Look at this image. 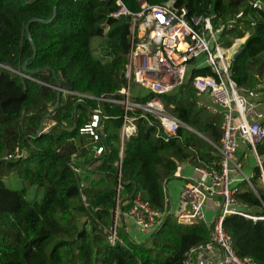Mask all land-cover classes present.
<instances>
[{
    "label": "trees",
    "instance_id": "16d2710c",
    "mask_svg": "<svg viewBox=\"0 0 264 264\" xmlns=\"http://www.w3.org/2000/svg\"><path fill=\"white\" fill-rule=\"evenodd\" d=\"M121 1L129 11L139 10L138 0ZM145 1L172 2L173 8L184 7L190 15H209L212 10L213 26L242 13L237 25L221 38V44L229 47L247 35L239 47L242 52L230 64L229 77L238 87L264 93V0L260 9L250 5L256 0ZM114 9L113 0H56L50 23L29 25L33 51L24 26L30 18L50 19V0H0V264H184L188 250L208 240L207 226L181 227L170 214L139 243L129 241L120 220L116 237L122 245L108 241L117 201L124 212L138 195L152 209L162 211L165 185L175 179L180 165L202 166L220 159L221 124L219 115L197 106L200 99L191 86L192 78L211 76V70L187 69L183 84L162 97L173 105L172 115L202 137L181 127L176 138L165 142L156 138L153 118H137L136 132L123 143L120 158L123 111L97 100L120 99L119 91L126 84L128 25L125 19L108 17ZM103 28L112 55L107 63L96 60L90 49ZM23 62L26 70L39 71L18 75ZM56 83L63 91L59 105L43 119L55 104ZM96 108L106 118L105 137L92 144L78 129ZM45 122L53 125L38 135ZM100 144L105 152L94 157L93 148ZM17 147L25 151L24 158L2 160ZM255 149L264 174V139ZM73 153L79 173L70 168ZM9 172L28 186L43 188L41 202L30 204L25 189L7 188L2 177ZM248 180L255 193L241 182L235 200L246 205L248 215L262 216L264 188L258 187L261 173L256 164ZM222 228L237 256L264 264V220L228 215Z\"/></svg>",
    "mask_w": 264,
    "mask_h": 264
},
{
    "label": "built area",
    "instance_id": "2783aa9c",
    "mask_svg": "<svg viewBox=\"0 0 264 264\" xmlns=\"http://www.w3.org/2000/svg\"><path fill=\"white\" fill-rule=\"evenodd\" d=\"M113 3L115 9L108 17L112 20L125 19L128 25L129 48L124 56L126 84L119 91L120 99L113 97L97 100L118 106L123 111L119 129L120 158L123 143L136 132L137 118H153L157 125L155 136L165 142L176 138L179 128H185L172 115L173 105L166 103L162 96L183 84L187 66L192 60L204 63L212 72L211 76H196L191 80L196 94L206 96L209 100V104L199 100L197 106L221 118L217 147L220 159L208 165L192 166L197 177L180 189L174 211L169 210L166 200L162 211H157L140 196H134L127 203L126 211L119 210L127 238L132 243L143 241L144 237L157 231L171 214L178 226L202 223L209 228L207 242L190 248L185 254L184 264H257L249 257L235 254L231 238L222 228V221L228 215H239L254 221L264 220V214L252 217L245 213L246 205L235 200L239 183L246 182L252 187L235 160L241 145L246 146L247 152L254 157L264 188V174L255 149L264 139V112L260 110L264 107V101L259 98V93L238 87L229 77L230 64L247 35L233 40L229 47L221 44L223 33L237 25L242 13L236 14L225 24L213 26L212 12L209 15H190L184 7L173 8L172 2L149 5L145 0H138L137 12L129 11L121 0H113ZM260 3L261 0H256L250 2V5L260 9ZM152 30L158 31L155 37L150 35ZM106 31L107 28H103L102 35L95 41L96 45L98 42L103 43L101 47L95 48L93 42L90 45L93 57L102 63L109 62L112 57L105 45ZM148 95L150 97L146 98ZM82 97L89 98L86 95ZM144 98V102L138 101ZM138 111L140 114L137 117L131 115ZM105 119L98 108L91 110L86 122L78 129V134L86 137L90 143L97 144L105 137ZM47 123L49 124L45 122L40 126L38 135L53 125L52 122ZM104 152L103 144L93 148L94 157ZM25 155V151L17 147L12 153L2 157V160L16 161ZM76 156V153L72 154L70 168L79 173V169L73 166ZM119 189L120 185L117 186V191ZM209 199L215 200L217 207L212 224L205 221L203 213V206ZM117 206L116 214L119 212ZM116 221L117 219L113 220L108 232V241L111 245H122L116 237Z\"/></svg>",
    "mask_w": 264,
    "mask_h": 264
},
{
    "label": "rangeland",
    "instance_id": "374dc122",
    "mask_svg": "<svg viewBox=\"0 0 264 264\" xmlns=\"http://www.w3.org/2000/svg\"><path fill=\"white\" fill-rule=\"evenodd\" d=\"M98 40L97 38L93 39V46H95V48H99L101 47V45H103V43H99L96 45L95 41ZM204 63H200L199 61H196L192 64H189L187 66L188 71L190 69H192L193 67H203ZM135 89V87H134ZM145 93V92H144ZM199 99L202 101V96L198 95ZM259 98L264 101V93L259 94ZM262 112H264V107L260 109ZM46 124L48 125L49 123L46 122ZM247 154H249L248 152H246ZM251 158L253 159V156L250 154L248 156V159H246L245 161L242 162V170H247V169H251L253 167V164L251 163ZM2 181L3 184L12 190H16L19 191L21 189H25L26 194H25V199L30 203V204H38L41 202L42 196H43V188L40 187H35V186H28L26 183L22 182L13 172H9L7 173L5 176L2 177ZM260 180L258 181V187H260ZM212 203V210H210V207H205L203 206V213H204V217H205V221L208 224H212L215 215H216V211L217 208L215 209L214 207V201L212 199H209ZM208 201V200H207ZM119 201L117 203V207H118V211L120 210L119 208ZM120 211L118 212V214H116V212L114 211V221L115 219H117V223H119L120 221V215H119ZM83 221V219L81 220V222Z\"/></svg>",
    "mask_w": 264,
    "mask_h": 264
},
{
    "label": "crops",
    "instance_id": "0c3cea01",
    "mask_svg": "<svg viewBox=\"0 0 264 264\" xmlns=\"http://www.w3.org/2000/svg\"><path fill=\"white\" fill-rule=\"evenodd\" d=\"M202 102L209 104V100L206 96H202ZM244 151H247V147L244 145H241L239 150L236 153L235 156V160L239 163L240 167H241V173L242 175L246 176L248 178V176H250L251 174V169H247V170H242V162L245 161L246 159H248V156L250 154L245 153ZM245 155V157H244ZM251 163L255 164V160L254 157L253 159L251 158ZM196 174L193 172L192 170V166L189 164H182L180 165L177 169H176V175H175V179L168 182L165 185V200L167 201V205L169 210H173L176 208L177 205V198H178V194L180 192L181 186L183 183H187L188 181L191 180H195L196 178ZM260 187L262 188V182L260 180ZM214 201V207L215 209L217 208L215 206V200ZM204 206L210 207V210H212V203L210 200L206 201ZM120 220L122 221V218H120Z\"/></svg>",
    "mask_w": 264,
    "mask_h": 264
},
{
    "label": "water",
    "instance_id": "95a60500",
    "mask_svg": "<svg viewBox=\"0 0 264 264\" xmlns=\"http://www.w3.org/2000/svg\"><path fill=\"white\" fill-rule=\"evenodd\" d=\"M50 3H51V7H52V16H51L50 19H46V20H44V19H38V18H30V19L26 22V24H25V26H24L25 37H26L27 41L29 42V44L31 45L33 51H34V44H33V41H32V39H31V37H30V34H29V30H28L29 25H30L32 22H40V23L48 24V23H50V22L53 20V18L55 17V14H56V0H50ZM211 12H212V10H211ZM241 52H242V48H240V49L238 50V52L234 55L233 60H235L236 57H237ZM33 57H34V52H33L32 56H31V58H33ZM26 61H28V60H26ZM26 61H25V62H26ZM25 62L22 63V65L20 66L19 71L16 72L18 75H20V76H24V77H25V76H27V75H30V74H33V73L39 71V70H32V71H31V70H30V71H29V70H26V69L24 68ZM46 69L49 70V68H46ZM52 74H53V73H52ZM55 89H56V101H55V104H54L53 108L43 116V119L46 118L50 113H53V112L57 109V107H58V105H59L60 98H61V96H62V92H63V91L60 89L58 83H56ZM185 128H186L188 131H190V132L196 134L197 136L202 137L199 133H197L196 131L190 129L189 127L185 126ZM245 177H246V176H245ZM250 189L255 193V191H254V189H253L252 187H250ZM164 191H165V188H164Z\"/></svg>",
    "mask_w": 264,
    "mask_h": 264
},
{
    "label": "bare ground",
    "instance_id": "6f19581e",
    "mask_svg": "<svg viewBox=\"0 0 264 264\" xmlns=\"http://www.w3.org/2000/svg\"><path fill=\"white\" fill-rule=\"evenodd\" d=\"M157 33H158L157 30H152L151 33H150V35H151V36L154 35V37H155Z\"/></svg>",
    "mask_w": 264,
    "mask_h": 264
}]
</instances>
